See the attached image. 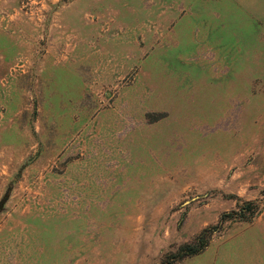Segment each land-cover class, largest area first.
Listing matches in <instances>:
<instances>
[{
    "label": "rangeland",
    "instance_id": "obj_1",
    "mask_svg": "<svg viewBox=\"0 0 264 264\" xmlns=\"http://www.w3.org/2000/svg\"><path fill=\"white\" fill-rule=\"evenodd\" d=\"M0 264H264V0H0Z\"/></svg>",
    "mask_w": 264,
    "mask_h": 264
}]
</instances>
